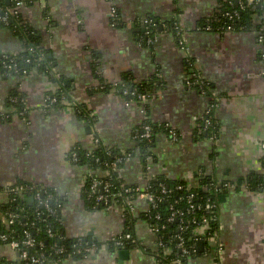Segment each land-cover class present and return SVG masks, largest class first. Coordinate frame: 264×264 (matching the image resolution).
Listing matches in <instances>:
<instances>
[{
    "label": "crops",
    "instance_id": "1",
    "mask_svg": "<svg viewBox=\"0 0 264 264\" xmlns=\"http://www.w3.org/2000/svg\"><path fill=\"white\" fill-rule=\"evenodd\" d=\"M219 4L220 0H46L21 10L81 110L70 105L44 107L54 83L40 70L22 78L0 77V111H14L5 103L10 93L18 94L27 107L25 120L12 116L0 121V208L7 201V188L22 183L40 186L63 202V233L98 246L87 259L66 257L51 264H159L156 237L144 214L146 204L140 201H134L138 218L132 225L138 248L108 249L110 239L124 229L121 207L90 208L83 189L90 173L101 178L104 172L76 165L69 157L74 149H95V137L120 153L134 151V136L148 117L180 136L175 143L164 134L157 136V161L149 163V176L180 179L196 187L201 173L234 186L217 196L218 227L212 244L204 247L200 242L199 254L185 264H264V193L246 186L249 173L264 174V46L255 29L224 35L197 29L213 19ZM112 6L119 14L115 22ZM258 9L256 22L264 34V0H259ZM148 17L159 27L153 46L147 43L143 24ZM170 25L185 32L182 47ZM21 50L19 38L0 28V53ZM126 73L135 82L157 81L159 89L146 104L125 105L119 93L102 91V86L113 89ZM194 73L211 84L218 99L213 112L218 125L215 141L193 136L194 120L209 102L187 89L186 80ZM143 171L139 160L130 158L120 177L126 185H140ZM0 264H18L17 255L0 245Z\"/></svg>",
    "mask_w": 264,
    "mask_h": 264
},
{
    "label": "built area",
    "instance_id": "2",
    "mask_svg": "<svg viewBox=\"0 0 264 264\" xmlns=\"http://www.w3.org/2000/svg\"><path fill=\"white\" fill-rule=\"evenodd\" d=\"M46 0H33L36 3H44ZM112 3L113 0H107ZM9 3L0 4V28L7 26L9 23L18 22L21 10L26 7L25 0H8ZM247 4L258 8L259 0H247ZM242 7V6H241ZM110 17L113 22L118 20V15L115 7L112 6L110 11ZM229 20H233L237 17V11H234L232 14H227ZM143 24L145 26V35L148 36L147 43L150 46H153L156 41V37H150V28L155 25L150 19H144ZM208 31L209 27L206 28ZM175 36L177 37V43L180 47L184 44V34L185 32L178 26L174 25ZM232 31V27L228 26L226 28L221 27L220 33L218 34H227ZM258 41L264 46V34L263 29L261 28ZM29 54L34 55L35 58L30 60V58L24 59V65H35V67L43 66L45 74L47 76H56L53 67L44 59V54L40 51H37L32 46H28L27 49ZM17 53H0V58H3L2 68L6 70L4 76L11 77V75H16L18 77H27L30 75L31 71L26 68H20L17 66ZM261 60L264 64V49L261 54ZM54 83V89L48 92L44 98V107L47 109H55L54 105L58 102L62 107L70 105L72 108L80 110L81 107L80 101L70 96V93L66 94L63 91L61 92V86L58 82ZM104 86L101 88L103 89ZM187 89L194 90L200 96L204 98H209L208 106L205 109L204 113L200 118L194 120V130L193 135L200 136L212 131L213 126H217L213 118V112L218 106V99L214 96L213 92L210 90V84L208 81L201 78L198 73L191 74L186 80ZM196 89V90H195ZM115 91V89H112ZM60 91V95L56 96L55 93ZM117 92V91H115ZM123 96L134 97L138 100L140 104H146L151 98L148 94H138L136 91L129 92L126 87L122 89ZM10 103L16 104L20 103L21 109H13L11 113H6L0 111V121H8L12 116H17L22 120H25L27 115V107L25 101L22 99L18 100L17 97L10 98ZM125 105H129L132 101H125ZM90 122H92V116L88 115ZM87 117V118H88ZM164 128L167 131V138L170 142H178L180 139L179 134L169 125L164 124ZM152 128L150 124L142 123L140 130L136 132L134 139L136 141H151L152 140ZM215 137H211L210 140L215 141ZM214 139V140H213ZM95 149H101V152L108 157L112 156V161L103 164L104 174L103 179L95 177L93 173H90L88 177V188L83 189V193L87 194V199L91 200L93 207L97 208L99 206H105V208L114 204V206L121 207L123 212V218L125 216L134 217L135 207L134 201H140L146 204L145 217L150 221V230L156 237V247L157 255L156 260L160 263L163 260L169 259L168 256L172 255V258L168 260L166 264H182L184 259L191 258L196 251H198V244L202 241L206 242L207 245L212 244L214 235L209 233V220L204 217H192L185 219L188 215H193L195 211L206 209L212 212H217V203L211 200H206V204H195L193 203L194 195L190 191L192 188L189 186L176 185L175 190L185 191L187 194L185 196L173 197L172 192L167 190L163 184L158 186V189L154 192L151 190V186L147 185L149 176V161L150 158H146L145 161L148 163L147 166L141 163L143 167V175L145 181L143 184L137 185L135 189L129 190L126 189L123 184L119 181H116L118 186H114V183L111 180V174L114 172H120V167L123 164H127L131 158L130 154L120 153V156L117 157L113 154L110 147H105L100 143L98 138L93 140ZM70 159L75 163L77 161L74 153L70 154ZM199 175H202L199 173ZM152 178V177H151ZM210 182L205 186V189L216 195L225 192L226 190L231 189L232 186L230 183H220L216 179L210 178ZM114 190V192H113ZM134 192V196H127L128 193ZM7 195V201H14L15 198H27L28 201L34 200L37 205H40L44 208L45 212L49 215H53L56 210L53 209V195L48 194L47 190L38 188L36 185H13L10 188L5 190ZM264 193V192H262ZM45 196V198H44ZM12 197H14L12 199ZM186 204L184 210L181 209V203ZM161 204H164L166 212H162ZM107 206V207H106ZM56 208H60L59 205ZM42 213L37 212L36 216L38 219H41V222H45V219L41 218ZM214 218V217H213ZM212 219V218H211ZM1 225L4 226V232L0 233V245L8 247L13 253L17 255L18 264H51L58 262L66 257H76L79 259H87L90 255L97 252L98 246L92 244L85 240L83 237H75L74 243L70 247H65L64 245H52L50 252L44 249V246L41 243H37L35 239L30 234V227L32 224L21 223V214L16 211L6 209L3 216L1 217ZM173 222H177L176 231L177 234L173 236L174 246L167 247L162 241L164 232L167 230L168 225ZM14 225H20L23 229L19 235L15 234V230L12 228ZM189 226H195L196 235L199 238H195L193 243L189 246H186L184 233L189 228ZM47 235L49 238L57 237L59 241L62 240V237L53 233L50 229H47ZM132 234L124 233L120 234L115 238L110 239L115 247H124L128 243H134ZM171 242V240H170ZM178 251L175 253L174 251ZM172 253V254H171Z\"/></svg>",
    "mask_w": 264,
    "mask_h": 264
},
{
    "label": "trees",
    "instance_id": "3",
    "mask_svg": "<svg viewBox=\"0 0 264 264\" xmlns=\"http://www.w3.org/2000/svg\"><path fill=\"white\" fill-rule=\"evenodd\" d=\"M5 3H6V0H0V4H5ZM33 4H34L33 0H25V6L26 7H29ZM234 11H237V17L234 18L233 20H229L227 17V14H232ZM259 12H260V10L257 7L253 9V6L248 5L247 0H220V4L218 7L217 14L208 23L202 22L201 24H199L197 29H199L201 31H203V30L208 31L206 28L209 27L210 32L220 33L221 27L226 28L228 26H231L232 27L231 32L242 31V30L248 31L250 29H255L258 33H260V30L262 27H260V24L256 22V16L259 14ZM117 15H118V20H119V14L117 13ZM148 18L155 25L154 27L150 28L151 32H150L149 36L152 38L156 35V33H158L159 27L155 23L156 20H154L153 18H150V17H148ZM1 28L9 30L10 32H12L13 35L18 37L20 40L22 50L16 54L18 67L26 68L27 70H30V71L37 69V70H40V71L45 73L43 66L35 67V65H32V64L31 65H24L23 61L25 58H30V60H33L35 58L34 55L29 54L28 51L26 50L28 46H32L37 51L42 52L44 54V59L51 65V67H53L52 62L48 59V55H47L48 52L46 50H44L42 46H40V44H41L40 39L34 34L32 28L23 21L21 15L19 16V20L17 23L12 21L7 26H3ZM168 29L175 36L174 27L170 25L168 27ZM146 38L148 39V36H146ZM258 38H259V36H258ZM176 41H177V37H176ZM150 49L152 50L153 47H150ZM3 61H4L3 58H0V77H2L3 79L4 78L7 79L9 77L4 76L6 70H4L2 68V62ZM11 77L17 78L18 76L11 75ZM48 77L50 78L51 81L58 82L60 84L61 92L63 91L66 94L69 93V91L64 86V84H62L63 80L59 75H56V76L49 75ZM19 78H21V77H19ZM123 87H126L129 92H132L135 90L136 93H138V94H148L150 96L153 95L159 89L157 81H155L154 79L147 80V81H141V82H135V81H133L132 77L129 74H127V73L123 74L120 82L113 89H115V91H117V93H119L125 101H132L136 104H140L136 98L122 95L121 91H122ZM111 90H112V88L109 86H104L102 89V91H104V92H109ZM210 90H211V92H213L211 84H210ZM55 94H56V96H59L60 91L55 93ZM14 97H17L18 100L21 99L18 96V94L10 93L6 97L5 103L7 104V107H9V108L20 110L21 105L19 102H17L16 104H13V105L10 103L9 99L14 98ZM207 99H209V98H207ZM54 107L55 108H62V106L60 105L59 102L57 104H55ZM79 108L81 110L80 106H79ZM143 123L150 124V126L152 128V133H153L152 134V140L149 142H147V141L146 142L145 141H136L138 144V147H136L137 149H135L134 151H130V152L127 151V152H128V154L131 155V158H137L140 163L147 166L148 163L145 161V159L147 157L151 159L149 161L150 164L156 163L157 160H156V157H155L154 151H153L154 145H155V140H156L157 136H159L160 134L167 135V131L164 128V124L156 125L151 121V119L149 117L147 119H145ZM194 132L195 131H193V133ZM193 136L196 139H210L211 137H215L214 139H216L218 136V127L213 126L212 131H210L206 134H202L200 136H196V135H193ZM111 150L115 156H117V157L120 156L119 150L115 149L114 147L111 148ZM72 153L75 154L76 159H77V161L74 164L85 166V167H87V168H89L95 172L104 171L103 164L107 163V162H111L113 159L112 156L111 157L105 156L101 152V149H93V150L74 149L70 152V154H72ZM124 165L125 164L119 166L120 169L122 167H124ZM262 165L264 167V161L262 162ZM196 177L198 178V185L196 187H190V188H192V190L190 192L193 193V195H194L193 203L205 205L206 200H211V201H214L215 203H217V196L218 195L211 193L205 189V186L210 182V180H209L210 178H208L207 176H203V174L202 175L198 174V175H196ZM101 179H103V176L101 177ZM111 180L114 183V186H118L116 181H119L121 184H123L125 186L126 189H129V190L135 189V187L137 186V184H135V185L124 184L123 180L120 177L119 171L116 173L113 172L111 174ZM160 184H163L167 190L171 191L172 192L171 195L173 197L185 196V194H187L185 191L175 190L176 185L188 186L183 180H180V179H175V180L174 179H167V178H164L163 176L160 175V176H154V177L150 178L147 182V185L151 186V190L154 192L158 189V186ZM18 185H25V184L22 183V184H18ZM26 185H28V184H26ZM246 186L251 191H258L260 193L264 192V174H257L255 172L249 173L247 178H246ZM36 187L40 188V186H36ZM86 188H88V182H87ZM42 189L47 190L45 188H42ZM47 191H48V194L53 195L51 193V191H49V190H47ZM113 192H114V190H113ZM134 195H135L134 192H130L127 194V196H134ZM28 197L29 196H27L26 198H19L18 197V198H15L14 201L10 200L7 203H4V205H2L0 208V219L3 216L6 209L19 212L21 214V223L32 224V227L29 228L30 234H32V237L35 239V241L37 243H41L44 246V249H46V251H48V252H50V248L54 244L64 245L65 247H70L71 245H73L74 238H70V237L66 236L62 230L60 209L63 205V202L60 199L53 196L54 199H53L52 205H53L54 211L56 210V212L53 215H49L45 212L44 208H42L40 205H37L34 200L28 201L27 200ZM83 197H84L86 203H88L87 205H89L90 208H94L92 201L88 200L86 198L87 194H84ZM13 198L14 197H12V199ZM44 198H45V196H44ZM57 205H59L60 208H56ZM180 205H181L180 207L182 210H184L186 208L185 202L181 203ZM100 207L105 208V206H99L97 208H100ZM97 208L95 207L94 209H97ZM161 210L164 213L166 212L164 204H161ZM37 212L42 213L41 218L45 219V222H41V219L37 218V216H36ZM201 216H204L209 220L208 225H209V233L210 234H213L215 231H217V227H218L217 212H212V211H209L206 209L205 210L202 209L199 211L197 210L193 213V215L186 216L185 219L192 218V217H196V219H198V217H201ZM137 218L125 216V218H124V229H123L122 234H124V233L132 234V225L137 220ZM149 224H150V221H149ZM176 226H177V222H173L172 224L168 225L167 230L163 234L162 241L165 244V246H167L168 248L174 246L173 236H175L177 234ZM194 227L195 226H193V227L189 226V228L184 233L186 246L191 245L195 238H199V236L196 235V230L194 229ZM12 228L15 230L16 235H19L23 229L20 225H14ZM4 229L5 228L3 225H1V220H0V233L4 232ZM47 229H50L53 233L62 237V240L59 241L57 239V237L49 238L47 235V232H46ZM170 240H171V242H170ZM201 243L204 245V247L207 245V243L204 241H202ZM138 246L139 245L137 243H135V241H134V243L126 244L125 248H128V249L138 248ZM108 249L114 250L113 245L110 242L108 243ZM174 252L178 253V251H176V250ZM198 254H199V252L196 251V253H194V255L191 258L196 257ZM168 257H169V259L172 258V255H170ZM169 259L163 260L159 264H166ZM186 261H187V259H184L182 264L183 263L185 264Z\"/></svg>",
    "mask_w": 264,
    "mask_h": 264
},
{
    "label": "water",
    "instance_id": "4",
    "mask_svg": "<svg viewBox=\"0 0 264 264\" xmlns=\"http://www.w3.org/2000/svg\"><path fill=\"white\" fill-rule=\"evenodd\" d=\"M6 3H9L8 0H6ZM201 243L199 244V250L201 251Z\"/></svg>",
    "mask_w": 264,
    "mask_h": 264
}]
</instances>
